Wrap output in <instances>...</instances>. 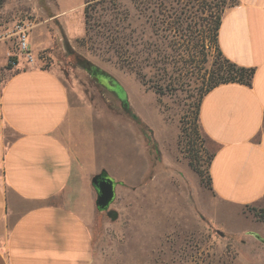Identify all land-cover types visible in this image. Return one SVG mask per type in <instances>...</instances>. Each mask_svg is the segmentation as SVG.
<instances>
[{"label":"rangeland","instance_id":"374dc122","mask_svg":"<svg viewBox=\"0 0 264 264\" xmlns=\"http://www.w3.org/2000/svg\"><path fill=\"white\" fill-rule=\"evenodd\" d=\"M88 1L87 30L84 0H2L0 39L28 22L29 44L40 45L31 49L36 65L55 73L71 103L92 118L97 172L116 187L108 208L114 219L97 212L89 224L90 264H264V246L251 236L258 222L264 239V208L214 197L208 165L215 147L196 120L205 91L227 71L211 25L235 0H137L136 9L131 0ZM2 42L23 61L13 40ZM126 43L133 61L123 54ZM83 60L123 88L141 124Z\"/></svg>","mask_w":264,"mask_h":264},{"label":"crops","instance_id":"0c3cea01","mask_svg":"<svg viewBox=\"0 0 264 264\" xmlns=\"http://www.w3.org/2000/svg\"><path fill=\"white\" fill-rule=\"evenodd\" d=\"M5 43L0 39V264H90L89 224L100 212L91 185L99 167L92 118L49 69L20 60L9 69ZM217 45L225 60L253 75L249 85L221 84L201 99L199 127L215 147L209 186L223 204L264 208V0H235L221 17ZM30 46L40 49L33 40ZM257 225L251 234L260 235Z\"/></svg>","mask_w":264,"mask_h":264},{"label":"trees","instance_id":"16d2710c","mask_svg":"<svg viewBox=\"0 0 264 264\" xmlns=\"http://www.w3.org/2000/svg\"><path fill=\"white\" fill-rule=\"evenodd\" d=\"M2 0H0V3H1ZM85 1V4H87L84 8V12H83V16H84V22H85V26L88 30L89 26H88V22H89V19H90V16H88V7H89V1L88 0H84ZM145 1H148L147 3H149L150 5V1L151 0H145ZM134 8L136 9L137 7V0H131ZM162 4H160L161 6ZM220 23H221V15H218L213 24L211 25V28H212V38H213V43L215 44V47L217 49V53L219 56L222 57L219 49H218V45H217V34H218V29H219V26H220ZM133 44V43H132ZM131 44V45H132ZM130 45V46H131ZM125 46L127 47L124 51H123V54L126 55V58L127 59H131L133 61V56H134V53L131 51V48L129 47V43H126ZM129 47V48H128ZM133 48V46H132ZM224 62L227 64V71H226V74H224V76L221 77V79H219L218 81L214 82L204 93V95L212 88L218 86V85H221V84H226V83H240V84H244V85H249L250 84V81H251V78H252V75H253V70L252 69H245V68H241V67H237L235 66L234 64H231L230 62H228L227 60L224 59ZM14 63H16L15 59H14ZM7 67L9 69L12 68V66L10 64H7ZM136 75L138 77H140V74L138 72H136ZM109 80L111 83L115 84L118 88V90L120 91V103H122L121 107L124 111H126L127 113H129L130 117L133 119V121H135L136 123L138 124H141V122L139 121L138 117L133 114L131 111H130V108L128 106V102H127V97H126V93L125 91L123 90V88L117 84V82L111 78L109 76ZM201 100V99H200ZM199 105H200V102H199ZM199 105L197 107V111H196V120L198 122V111H199ZM142 127L144 129H146L145 126L142 125ZM148 141L151 143L152 140L151 138H148ZM213 154L210 156L209 158V161L211 160ZM208 183H209V175H208ZM115 217V216H114ZM263 221V220H261Z\"/></svg>","mask_w":264,"mask_h":264},{"label":"water","instance_id":"95a60500","mask_svg":"<svg viewBox=\"0 0 264 264\" xmlns=\"http://www.w3.org/2000/svg\"><path fill=\"white\" fill-rule=\"evenodd\" d=\"M83 64V69L88 73L89 76L96 79V81L105 88L115 99H120V91L117 86L110 82L109 75L99 71L98 69L91 66L87 61H81ZM122 105V103H120ZM91 185L96 194L95 207L98 211L106 212L107 217L111 220L114 219L115 213L109 211L108 208L112 204L115 198V187L116 184L113 179L108 176L104 171L95 175L91 179ZM251 236L260 242L264 246V239L256 234H251Z\"/></svg>","mask_w":264,"mask_h":264},{"label":"built area","instance_id":"2783aa9c","mask_svg":"<svg viewBox=\"0 0 264 264\" xmlns=\"http://www.w3.org/2000/svg\"><path fill=\"white\" fill-rule=\"evenodd\" d=\"M14 29V31L12 32H5V34L1 37V40L4 41H14L16 44V48H17V52L18 54L21 56L22 60L29 65L32 64H36V59L34 58L33 54L31 53V48H30V44H29V36L28 34V30L30 28V25L28 22H17L14 24V26L12 27ZM12 57L9 54L8 57V62L7 64H10L12 67H14L16 65V63H14V60L12 59Z\"/></svg>","mask_w":264,"mask_h":264},{"label":"flooded vegetation","instance_id":"af4514ba","mask_svg":"<svg viewBox=\"0 0 264 264\" xmlns=\"http://www.w3.org/2000/svg\"><path fill=\"white\" fill-rule=\"evenodd\" d=\"M118 101L120 100V99H117ZM120 102V101H119Z\"/></svg>","mask_w":264,"mask_h":264}]
</instances>
